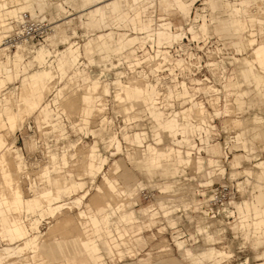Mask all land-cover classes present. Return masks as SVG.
Instances as JSON below:
<instances>
[{"label": "rangeland", "instance_id": "obj_1", "mask_svg": "<svg viewBox=\"0 0 264 264\" xmlns=\"http://www.w3.org/2000/svg\"><path fill=\"white\" fill-rule=\"evenodd\" d=\"M46 1L47 6L38 9L35 16H45L46 19L48 29L41 45L46 44L52 53L48 55L52 61V86L41 81L40 86L38 82L34 84V89L44 91L46 96L41 105L47 109L41 112V106L24 115L14 125L9 124L13 130L0 125V138L10 148H6L9 152L6 166L7 170H11L10 181L5 182L0 166V198H12L14 188L21 190L25 196L47 191L54 194L55 188L63 185L65 192L59 203L71 206L53 214L47 202L52 195L40 197V210H27L23 205H0V251L4 246L16 245L24 240H6L2 237L3 228L20 225L28 230V234H35L34 219L40 220L37 238L39 255L33 257L32 251L26 250L19 258L9 259L3 264H91L82 246L83 238L87 235L99 244L107 264H166L171 260L180 264V260H183V264H206V261L189 262L182 258L175 238L184 240L191 247L213 246L220 249L222 257L216 259L219 262L210 261L211 264H255L264 260V235L252 224V212L241 214L248 217L245 225L239 226L240 218L234 206L243 200L255 202L259 191L264 189L256 186L255 180L264 182V178L257 179L260 169L254 166L264 160V85L259 91L254 83L244 79L243 61L239 60L249 56L251 49L237 54L232 39L216 32L221 24L227 25L229 10L212 11L218 7L214 4L216 0H196L189 7L190 1L178 0L187 5L185 11L179 12H175V8L163 11L158 3L150 4L143 8L147 12L139 19L132 13L140 8H132L124 26L105 29L86 28L83 25L85 17L80 15V5L81 1L87 3L85 0ZM100 1H88L89 4L96 2L92 5L93 11L87 13L88 17H97ZM259 1L246 0L243 14L249 22L247 28L255 30L257 41L264 43V1ZM58 2H61V7L56 6ZM15 7L17 12L14 13ZM37 8V3L14 1L2 10L6 22L0 18V24L11 26L0 28V41L4 37L1 47L5 48L0 52L2 60L5 61L7 56L13 57L14 51L20 49L17 45H8L5 37L17 29L19 18L29 19L31 9ZM179 13L190 14V17L183 19ZM108 15L109 18L116 16L112 13ZM195 18L197 22H194ZM92 19L89 18L90 21ZM168 20L174 25L163 29L165 25L162 23ZM56 24L57 33L52 28ZM141 26L143 32L139 30ZM191 26L192 31H189ZM148 28H151L149 32L156 29L166 31L163 34L166 42L157 46V43L153 44L155 41L142 38L149 33L146 32ZM110 30L126 34L125 47L118 51L112 48L85 49L89 38ZM223 30L231 36L227 27ZM184 31L186 36L173 41L175 33L182 34ZM63 33L68 38L65 43L61 41ZM117 37L115 35V39ZM70 44L79 49V62L74 69H60L54 54ZM177 59L183 60L180 62L182 65L176 62ZM10 69V76L0 73L5 82L0 89V114L4 118L5 107L12 112L30 99H37L36 95L30 94V85L25 84L24 88L22 84L29 81V74L41 68L36 61L24 64L21 59L13 58ZM247 69L252 74L257 71L252 66ZM116 73L120 74V84H116ZM228 80L232 84L226 89ZM93 81L94 89L90 87ZM235 81L238 84L233 83ZM65 84L64 95L67 98L58 100L57 89ZM124 85L142 91L147 88L157 102L154 104V116L148 111L150 105L147 97L127 101L117 94L121 92L119 87ZM206 85L214 89L200 88L194 91L195 87ZM86 90L93 92L95 105H101L100 110L94 106V111L88 115L82 113L85 104L80 99ZM191 94L195 95L191 97ZM196 102L202 103L209 116L205 114V117L203 112L194 113L196 107L191 116L180 113ZM225 107L230 110L226 115ZM176 112H179L178 126L185 130V137L180 134L177 139L167 133V125L163 128L160 124ZM235 119H239L240 124H234ZM156 125L162 127L158 129L161 133L158 143L153 138V134L158 132L153 133ZM136 132L138 140L134 136ZM111 135L118 139V146L109 141ZM124 135L128 137L124 138ZM204 138H208L207 147ZM245 139L247 141L244 143ZM95 141L97 152L106 157V161L101 171L92 177L87 171L92 168V163H96L95 158L89 155ZM149 143L159 148L161 159H167V155L173 151L165 148L177 149L179 160L168 164L163 161L161 166L150 163L143 155ZM245 148H250L252 153L249 154ZM6 149L2 148V151ZM188 154L193 159L200 155L206 159H216L225 171L220 172L217 166H208L206 162L198 170L192 160L189 163L183 161ZM234 156L239 161L237 170L250 168L253 174L247 178V175L239 172L231 177L230 164ZM108 182L115 185V191L107 187ZM71 184L74 187L69 190ZM223 193L233 194L234 200L223 209H218V196ZM82 195L84 197L80 203L72 202ZM115 202L123 203L125 207L122 210L131 213L127 221L119 219L123 211H116L113 215V220L108 223L111 232L117 239L119 235L120 241L124 240L126 244L108 249L103 241L111 232H105L107 227L102 231L95 227L90 222V216L103 222L104 212L115 209ZM261 207L264 204H260ZM82 210L87 215L80 216L78 212ZM198 223L206 228L203 234L197 231ZM104 224L101 223V226ZM206 232L213 239L205 240L203 235L206 236ZM113 236L109 240L116 243ZM259 254L261 259H258Z\"/></svg>", "mask_w": 264, "mask_h": 264}, {"label": "crops", "instance_id": "obj_2", "mask_svg": "<svg viewBox=\"0 0 264 264\" xmlns=\"http://www.w3.org/2000/svg\"><path fill=\"white\" fill-rule=\"evenodd\" d=\"M22 2L23 4L26 2H30V3H37V9L33 10L31 9V15L35 16V14L37 13L36 11H38V9L40 10L41 8H43L44 6H47V1L46 0H39V1H31V0H4L0 2V18L3 20V22H6V18L3 16L2 14V10L7 8L8 3L10 2ZM190 1L188 4V7L193 4V2H195L196 0H184V2H188ZM175 2L178 4V8L175 9V12H179L180 10L185 11V9L187 8V5L183 4L182 1H178L175 0ZM222 2V3H221ZM223 2L224 0H216L214 4H216V6L213 8V11L215 10H220V9H225V7L223 6ZM233 4H237V5H242V7L244 8L246 6V0H239V2H234ZM213 5V3L211 4V6ZM57 7H61V2H58L56 4ZM81 12L80 15L84 16L85 19L82 20L83 25L86 28H94V27H103V28H111L112 26H124L125 22L127 21V17L130 14V10L128 11H124L121 15L119 16H113L111 18H106L105 17H95L93 18L91 21L89 20L90 17L87 16V13L89 11H93L94 7L89 4V2L87 3H83L81 1ZM184 7V8H183ZM14 13L17 12V8L15 7L13 9ZM137 12V13H136ZM147 12L146 9H138L137 11L133 12L132 14L134 15V17L136 18H140V16L142 14H145ZM179 16H181L183 19H187L190 17V14L184 15L179 13ZM162 19V17H161ZM165 19V18H163ZM22 20V18H19L18 21L20 22ZM247 20V18H246ZM89 21V23H87ZM10 23V22H9ZM164 23V24H163ZM162 25H165L163 27L164 28H168L170 25H174L173 22L171 20L165 21L163 22ZM247 23L248 20H247ZM55 26V33H57V24L54 25ZM181 28L182 26L179 25ZM249 26V25H248ZM227 25H223L221 24L217 29L216 32L221 35L224 38H230L228 36V34L223 30L224 28H226ZM143 26L139 27V30L142 31ZM134 29H137L136 26H134ZM183 29V28H182ZM189 31H192V26L189 27L188 29ZM143 32V31H142ZM164 33H166V31H164ZM203 33V32H202ZM182 36H186V32L184 31L182 33ZM204 34V33H203ZM115 35H118L117 39H115ZM2 36V35H1ZM194 37V36H193ZM96 38V39H95ZM143 38V37H142ZM68 38L67 36L63 33L61 34V41L62 42H67ZM95 41V42H94ZM42 43V42H41ZM41 43L39 45H41ZM231 43V42H230ZM263 43V42H262ZM126 44V34L125 33H120V32H116L114 30H110L108 32H103L98 34L95 37H91L88 39L85 49L87 51H90L92 48H96L98 50H108V49H115L116 51L120 50L121 48L125 47ZM20 47V49H17L16 51H14L13 53V57L12 56H7L6 60H2L0 58V73H5L7 74V76L11 75V69H10V63H11V59H21L22 62L24 64H27L28 62L30 63L31 61H36L37 63H39L40 65V70H36L34 72H32L31 74H29L27 77L29 79L28 82H24L22 85H30L31 87V93L30 94H34L36 95L37 99H30L29 101H27L24 105L26 112L24 115L29 114L31 111H33L36 108L41 107L43 99L45 98V93L43 90L41 89H34V84L36 82H38V86L41 85V81L47 83L48 85L52 86L50 84V80L52 78V71H51V64L52 61L50 60V58H48V55L51 56V51L49 50L48 46L46 44H42L40 47H33L30 48L26 45L25 46H18ZM3 48L1 47L0 44V51H2ZM54 56L57 58V66L60 69H74L76 67V65L79 62V49L77 47H73L72 44L68 45L64 50L59 51L57 50L56 53L54 54ZM29 57L28 60L25 61V59H27ZM238 59V58H235ZM241 60V58H240ZM239 60V61H240ZM241 62V61H240ZM244 69H242V73L244 76L245 81H249L250 83H254L257 87L258 90L261 91V87L264 85V83L259 86L258 84L255 83V81L253 80V76L255 75L252 74L250 69H247V67H242ZM255 79V78H254ZM5 85L4 79L2 77H0V89ZM67 86V84L63 85L62 87L57 89V98L59 99H64L65 97L67 98V96L62 95L61 94V90L65 89ZM90 87H92L94 89L95 87V82L93 81V85H91ZM89 87V88H90ZM121 92H117L118 95H120L121 98L126 99L127 101H132V100H136L139 98L143 99V92L141 89H129L126 85L119 87ZM227 89V86H226ZM106 91V88H105ZM81 101L85 104V106L82 108V113L85 115L91 114L94 111V106L95 105V96L93 94L92 91L90 90H86L84 91L81 96H80ZM32 100V101H31ZM30 103H35V107L31 108L30 107ZM20 106V105H19ZM21 107V106H20ZM97 108V106H96ZM5 110L7 109V107L4 108ZM46 107L42 106L41 107V112H45L46 111ZM98 109V108H97ZM0 125H6L7 127L10 128L8 120H7V115L5 114V118L2 117V115L0 114ZM165 125H167V127L165 128ZM163 128H165V130H167V133H169L171 136L175 137L173 135V132L177 130V127L174 125H169V124H165ZM183 133L181 134L182 137H185V130L184 128H181ZM12 130V129H11ZM135 138L138 140L139 136L138 133H134ZM128 135H124V138H127ZM153 138H154V142L158 143L161 141V133L160 131H158L155 135L153 134ZM177 139V137H175ZM208 140V138H204L203 141L206 144V141ZM110 142H114V144L116 143V145L118 146V139L114 136L111 135L109 138ZM247 140H243V142L245 143ZM134 142V141H131ZM191 144V142H190ZM205 147H207L205 145ZM2 148L6 149H10L9 147H7V144L5 142L4 139L0 138V153L2 152ZM6 149V150H8ZM98 149V145L96 143V141L91 145L90 147V157H94L96 160V163H92V168L90 170L87 171V173H89L92 177H94L99 171H101L104 162L106 161V157H103L100 155L99 152H97ZM158 147H156L154 144H147L146 148L144 149V153L143 155L146 156V158L148 159V161L150 163H154L156 166H161L162 162L165 161L166 164H168L169 162H177L179 160L178 157V150L173 148V147H167L165 149H171L173 150L172 152H170L167 155V159H161L160 157V153H158ZM245 150L247 152H250V148H245ZM164 153V152H163ZM240 155V154H239ZM17 156H20L19 154H17ZM55 157V156H54ZM193 161V163L196 165V168L198 170H200V168L203 166V163H207L208 166H217L220 169V172H224L225 169L221 168L220 165H218V160L213 159V158H208L206 159L203 156H197L195 159H193L191 157L190 154H188L186 156V158L183 160L185 163H189L190 161ZM231 170H230V175L231 177L236 176L237 173L239 172H243L245 175H247V178L253 174L252 169L250 168H244L242 170H237L238 169V165H239V161H238V157L234 156L232 161H231ZM254 166L258 167L260 169V173L257 176V179L259 178H264V160H261L257 163L254 164ZM45 174H47V172H45ZM211 178V177H210ZM11 179L8 178L7 182H9ZM107 179V178H106ZM256 181V186L261 185L264 186V182H260L258 180ZM207 182H211V181H207ZM58 184V183H57ZM64 186L63 185H59L57 186L56 191L54 194H50L49 191L41 193V194H31L29 196H25L21 193V190H18L17 188H14V196L12 198H5V199H1L0 198V205H7V206H11V207H19V206H24L27 210H40V197H48L50 195H52L51 198L47 199L48 202V208L51 209L52 213L55 214L56 211L62 210L63 207H67L69 208L71 205H68L67 203H59L60 198L62 197V194L64 191ZM74 187L73 184L70 185L69 190H71ZM107 187L112 191H115V185L111 182L107 183ZM264 190V189H263ZM263 190L259 191L258 195L256 196V201L255 202H249L247 200H243L242 202L239 203H235V211L238 213V218H240L238 220V224L239 226H244L245 225V220L247 219L248 215H245L246 213L252 212L251 215V220H252V224L255 225L256 229H260L261 233L264 235V207L259 208L260 204H264V194H263ZM84 197V195H82L81 197L75 198L72 202L73 203H80L82 198ZM109 201H107L108 203ZM115 209L113 210H109V211H105L104 212V219L103 222L99 219H97L95 216H90V222L96 227H98L99 230L102 231L103 228H108V230L105 229V232L110 231L111 229L108 225L109 222H111V220H113V215L116 213V211H123L121 214H119V219L127 221V219L129 218V214L130 212H125V210H122L125 205L123 203H119L115 202ZM148 212V210H147ZM150 212V210H149ZM245 213L244 215H241L242 213ZM78 214L80 216H85L87 215L83 210L78 212ZM40 220L34 219V224L33 227L36 230L35 234H28V230L25 229L24 227L20 226V225H14L13 227H5L3 228V232H2V237L5 238L6 240H9L10 242L17 239V238H23L24 240L21 243H18L16 245H7L1 248L0 251V264H3L4 262H6L9 259H13V258H19L20 255H22L26 250H31L32 251V255L33 257L38 256L39 255V251L37 250V245H38V236H39V228H38V222ZM131 222H136V221H131ZM101 223H106L105 226H101ZM198 229L197 231L203 234V231H205V227L198 223L197 225ZM120 232V231H119ZM113 236L112 232L111 235L106 236L105 242L103 241V243H105L107 245L108 249H112V247H120V245L126 244V242L124 240H122V242L120 241V236L118 235V239L117 237H114V240H116L115 242H112V240H109L111 237ZM213 236H211V234L209 232H206V236L203 235V238L206 240V238H210ZM210 240V239H209ZM175 243L178 246V248L180 249V254L182 256V258L187 259L189 262H205L206 264H211L210 261L214 260L215 262H219L216 261V259H218L219 257H222V251L220 249H217L216 247L213 246H209V247H191V246H187L184 243V240H178L177 238H175ZM82 246L85 250V252L88 254V258L89 261L91 262V264H103L106 263V261H104V257L101 254V250L99 247V244L96 242V240L94 238H91L90 236H85L83 238V243ZM194 249V250H192ZM258 259H261L260 254L258 255ZM4 260V261H3ZM191 260V261H190ZM180 262L183 264V260H180ZM16 263V262H14ZM107 264V263H106ZM153 264H157L156 262ZM166 264H180L178 261H168ZM255 264H264V260H261Z\"/></svg>", "mask_w": 264, "mask_h": 264}, {"label": "bare ground", "instance_id": "obj_3", "mask_svg": "<svg viewBox=\"0 0 264 264\" xmlns=\"http://www.w3.org/2000/svg\"><path fill=\"white\" fill-rule=\"evenodd\" d=\"M1 1V0H0ZM85 1H89L90 0H85ZM252 1V0H251ZM261 1V0H260ZM259 1V2H260ZM264 1V0H263ZM101 2V1H100ZM255 2V1H254ZM96 2H92L91 5H95ZM159 4L163 9V11H169V10H172V9H176L178 8V4L175 2V0H102L101 4L99 5V7L97 8V17H107L108 14H116V16H119L121 15L124 11H128L132 8H140V9H143L145 7H147L148 5L150 4ZM222 3V2H221ZM223 6L225 7V9H228L229 10V17L228 19L226 20L227 22V29H229V33L231 34L230 38L232 39V46L233 48L235 49V52H237V54H243V53H246L247 51V48L248 49H251V53L248 54L249 56L247 57H243L242 60L240 61H243V65L244 67H249V66H252L254 69H255V75L253 76V80L255 81L256 84H258L259 86L264 82V43L262 42H258L257 41V34L255 32V30L253 29H249L247 28V20H246V17L245 15L243 14V7L242 5H237V4H233L232 2L228 1V0H224L223 2ZM261 6H259L260 8ZM184 8V7H183ZM264 10V8H262ZM261 9V11H262ZM259 10V9H258ZM213 11V10H212ZM220 11H222V9H220ZM89 13V12H88ZM137 13V12H136ZM264 14V13H263ZM31 16V15H30ZM110 16L108 15V18ZM90 18H95L94 17H90ZM25 19L22 18V20L20 21V23L22 21H24ZM28 21H32L34 22L35 24H37L39 26V29L40 31L42 32L40 36H34L32 38L30 37H24L23 36H20V23L17 27V29L11 31L10 34L7 35V37H5V42L8 43V45H17L18 46H24V45H27L28 47H35L36 45H39L42 41H44V36L45 34L47 33V26L45 24L46 22V19H45V16H31L29 19H27ZM195 21L194 22H197V18L194 19ZM3 22V21H2ZM1 23V22H0ZM7 24V23H6ZM5 24V27L3 25L0 24V28L2 29V27L4 28H10V24ZM2 26V27H1ZM53 28V31H55V26L53 25L52 26ZM196 28V27H195ZM247 28V31H245ZM151 29V28H150ZM150 29L148 28L146 30V32H149ZM149 30V31H148ZM247 33V35L244 33L245 32ZM163 34H164V30H160V29H156L152 32H149L147 33L143 38L144 39H148V40H152V41H155V43L153 44H156L157 43V46L159 44L162 45V43L164 44V42H166L163 38ZM5 36V35H4ZM181 36L182 34L177 32L173 35V41H177L179 39H181ZM1 37V36H0ZM4 37H2L1 41H0V44L2 42ZM183 38V37H182ZM96 39V38H95ZM95 42V41H94ZM151 42V41H150ZM173 43V42H172ZM3 50L5 49L4 47H2ZM1 52V51H0ZM161 52V51H160ZM152 57V56H151ZM182 59H177L176 62L181 64ZM183 61V60H182ZM181 62V63H180ZM137 64V63H135ZM134 65V63H133ZM132 65V66H133ZM182 65V64H181ZM131 66V65H130ZM131 66V67H132ZM135 66V65H134ZM177 66V65H175ZM180 66V65H179ZM119 73H116L115 75H117L116 77V84H120L121 83V80L118 78V76H120V74L118 75ZM134 77V76H133ZM233 77V76H232ZM129 78V77H128ZM255 78V79H254ZM132 79V78H131ZM132 82V81H129V83ZM135 81H133L134 83ZM198 82V81H197ZM233 83H236L238 84V82H233ZM136 84V83H135ZM232 82L229 83V80L228 82L225 84V86H228V85H231ZM23 87V86H22ZM21 87V88H22ZM20 88V89H21ZM24 88L25 85H24ZM23 88V89H24ZM50 88V87H49ZM143 88V86H142ZM194 88V87H193ZM205 89V90H213L214 88L211 86V85H206L204 87H195L194 88V91L195 89ZM213 88V89H212ZM21 89V90H23ZM48 89V88H47ZM139 89V88H138ZM190 89V87H189ZM66 89H62L61 90V94L64 95ZM193 90V89H192ZM27 91V89H26ZM48 91V90H47ZM193 91V92H194ZM23 92V91H22ZM25 92V91H24ZM29 92V91H28ZM67 92V91H66ZM143 98L144 97H147L148 102H149V112L152 116H154L155 114V111H154V104H156V99L155 97L151 96L149 93H148V90L147 88H145L143 91ZM26 94V93H25ZM29 94V93H28ZM26 94V95H28ZM225 94V93H224ZM193 97L194 95L191 94ZM189 97V96H188ZM215 98V97H214ZM217 98V97H216ZM213 100V99H211ZM218 100V98H217ZM226 100V99H225ZM32 101V100H31ZM208 101L209 98H208ZM216 101V99H215ZM211 103V102H210ZM213 104V103H212ZM215 104V103H214ZM226 104V103H225ZM227 108H228V105H226ZM30 107L31 108H34L35 107V103H30ZM156 107L158 108V106L156 105ZM197 108V110L195 109V112H203L204 113V116L206 117L205 114H208L207 111L205 110L204 106L202 105L201 102H196L194 105H190L189 107H186L184 108L183 110H181V114L183 116H188L190 114L191 116V113H192V110L193 108ZM15 108V107H14ZM97 108L98 110L101 109V105H97ZM225 107L223 110H224V114L226 115L230 110ZM218 110V109H217ZM216 110V111H217ZM215 111V114L219 111L216 112ZM6 112V115H7V120H8V123L12 126L16 123L17 120H21L22 117L24 116L25 112H26V109L25 107L21 106L20 108H15L14 110L11 111H8V108L5 110ZM226 112V113H225ZM177 113L179 112H176L175 115H173L171 118H169L168 120H165V121H162L160 122L161 126L164 127L165 124H169V125H175L177 127V130L173 132V135L175 137H177V135H180L183 133L182 129L183 128L182 126H178L179 123H178V115ZM200 113V114H201ZM218 114V113H217ZM216 114V115H217ZM193 115V114H192ZM196 116V114H194ZM193 115V116H194ZM202 115V114H201ZM212 115V114H211ZM210 115V116H211ZM163 116V115H162ZM199 116V115H198ZM209 116V114H208ZM207 116V117H208ZM213 116V115H212ZM165 118H167V116H164ZM24 118V117H23ZM196 118V117H194ZM210 118V117H209ZM190 119V118H189ZM212 119V118H211ZM159 121V119H156ZM209 120V119H208ZM168 121V122H167ZM197 121V120H196ZM195 121V122H196ZM240 120L239 119H235L233 121L234 124H240L239 122ZM9 125V126H10ZM157 127L155 128V131L153 133H156L158 131L159 128H162L158 125H156ZM236 126V125H235ZM15 127V126H13ZM12 129V127H11ZM13 130V129H12ZM160 130V129H159ZM31 141V140H30ZM208 140L206 141V146L208 145ZM33 144V143H32ZM29 146V145H28ZM205 148V147H203ZM8 150H4L0 153V166H1V171H2V177L3 179L5 180V182H7L8 178L11 177V170H7V157L6 155L8 154ZM8 156V155H7ZM13 173V172H12ZM15 179V178H14ZM259 188H261V185H258ZM257 186V188H258ZM236 187L238 189V185H237V182H236ZM264 186H262L263 188ZM239 190V189H238ZM234 199L232 198V196H229L227 198L226 201H222L221 204H219L220 206L218 207V209H223L224 206H227L230 204V202H232ZM205 211V209H204ZM62 223V222H61Z\"/></svg>", "mask_w": 264, "mask_h": 264}, {"label": "built area", "instance_id": "obj_4", "mask_svg": "<svg viewBox=\"0 0 264 264\" xmlns=\"http://www.w3.org/2000/svg\"><path fill=\"white\" fill-rule=\"evenodd\" d=\"M41 33L42 32L40 31L39 26L32 21H28L26 19L20 23V36L24 35V37L32 38L34 36H40ZM229 196H233V194L228 195L227 193H223L220 196H218L219 204H221L222 201H226L227 200L226 198Z\"/></svg>", "mask_w": 264, "mask_h": 264}]
</instances>
